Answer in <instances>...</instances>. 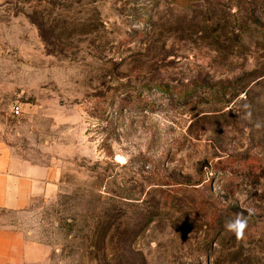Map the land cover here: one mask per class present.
Listing matches in <instances>:
<instances>
[{
  "label": "rangeland",
  "instance_id": "obj_1",
  "mask_svg": "<svg viewBox=\"0 0 264 264\" xmlns=\"http://www.w3.org/2000/svg\"><path fill=\"white\" fill-rule=\"evenodd\" d=\"M0 147L43 264H264V0H0Z\"/></svg>",
  "mask_w": 264,
  "mask_h": 264
},
{
  "label": "crops",
  "instance_id": "obj_2",
  "mask_svg": "<svg viewBox=\"0 0 264 264\" xmlns=\"http://www.w3.org/2000/svg\"><path fill=\"white\" fill-rule=\"evenodd\" d=\"M56 181V172L0 147V264H43L47 260L49 249L34 243L31 232L17 228L9 218L24 214Z\"/></svg>",
  "mask_w": 264,
  "mask_h": 264
},
{
  "label": "clouds",
  "instance_id": "obj_3",
  "mask_svg": "<svg viewBox=\"0 0 264 264\" xmlns=\"http://www.w3.org/2000/svg\"><path fill=\"white\" fill-rule=\"evenodd\" d=\"M249 214H251V210H249ZM247 224L248 220L243 213H237L235 218L229 219L225 222V228L228 231L233 232L237 239H240L244 236Z\"/></svg>",
  "mask_w": 264,
  "mask_h": 264
}]
</instances>
